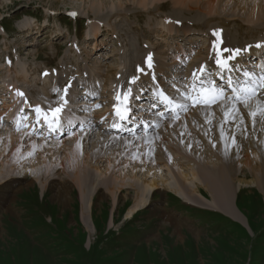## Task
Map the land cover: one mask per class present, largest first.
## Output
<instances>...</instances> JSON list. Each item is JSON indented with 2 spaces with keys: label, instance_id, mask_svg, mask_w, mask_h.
<instances>
[{
  "label": "rangeland",
  "instance_id": "rangeland-1",
  "mask_svg": "<svg viewBox=\"0 0 264 264\" xmlns=\"http://www.w3.org/2000/svg\"><path fill=\"white\" fill-rule=\"evenodd\" d=\"M85 1L0 0V26L4 29L3 33L0 31V87L4 85L3 79L14 86L18 82L17 86H26L22 87L26 93L31 89L36 91L35 95V92H30L33 98L28 95L29 104L35 101L43 105L38 99L43 95L55 96H51L49 90L56 89L66 79L64 75H52L48 81L56 86L45 89L47 85L43 83L47 82V76L41 77H45L42 83L37 79L39 73L46 70L47 64L49 69L52 65L58 68L53 73L70 74L72 81L78 71L90 74L89 78H83L89 84L91 79L94 84L95 74H100L103 78L98 81H102L106 88L102 90L100 87L99 94L108 99L111 90L108 87L112 81L104 79V67L121 73L125 66L130 65L131 70L125 75L129 76L136 65L141 67L146 63L142 55L152 47L161 52L160 44L167 42L153 35H157L158 31L161 32L158 35H164L158 29L165 20L171 33L177 29L181 34L186 28L206 30L203 25L208 22L214 25L218 19H225L226 23L234 20L237 21L235 25L243 26L239 35L240 42H243L248 40L245 33L249 24L246 10L250 11L255 4H264L262 0H216L214 12L209 14L207 5L213 0H191L193 10L188 9V3L176 5L174 0H110L106 1L107 7L98 16L92 13L96 9H90ZM119 3L123 5L121 8ZM263 24L264 18L254 23V29H261ZM94 25L100 26V32L95 36L96 40L86 41ZM250 29L254 30L253 27ZM232 33L226 31V43L236 39V32ZM259 33L264 32L256 31L252 36ZM230 36L233 40L229 39ZM94 42L100 47L99 52L93 50ZM143 46L147 47L146 50ZM77 53L82 60L76 62L73 58L78 56ZM138 53L141 61L135 64L132 56ZM7 58L12 60L11 65L7 64ZM23 71L33 74L27 79L29 82L18 80ZM31 82L33 86L40 85L41 89H34ZM119 84L123 85L121 81ZM79 94L83 93L79 91ZM13 95L15 92L11 93ZM81 103V106L96 105L87 100ZM237 106L243 115V123L239 117L225 123L224 107H231V104H224V107L220 105L203 110H217L218 113H191L180 124L170 126L171 129L161 133L155 146L148 144L145 149H131V152L146 153L154 166L145 164L149 163L147 160L144 165L137 163L135 166L136 163H132L124 167L119 161L118 169L113 170L121 154H112L118 150L117 142L110 149L106 145L107 149H101V158L89 159L85 164L88 179L83 190L88 206L81 204L78 188L69 181L71 177H67L72 174L68 163L65 162L67 165L63 172L58 171L57 164L63 154L57 151L41 158L36 148L41 141L34 140V145L29 147L32 140L26 139L19 155L33 160V168L40 171L46 164L51 166L50 176L39 174L32 180L30 164H25L26 170H19L16 161L14 165L11 160L6 164L5 158H2L1 164L5 166L0 164V169L9 171V164H12L10 173L16 177L23 173L27 177L15 182L22 189L14 197L12 194L10 203L5 202L7 193L11 186H18L12 185V182L0 185V264H264V195L261 193L264 180V122L261 121L264 118L257 120L253 127L248 111L243 105ZM78 109L85 110L83 107ZM80 114L85 115V112L76 113ZM221 125L225 134L223 140ZM96 131L88 136L77 135L83 153L91 154L95 149L93 142L104 141L106 134ZM13 133L9 123H0L1 143ZM232 136H235L234 145ZM69 140L64 136L59 142L70 146L73 141ZM43 142L48 147L54 143ZM183 149H186V154H182ZM158 158H163L165 162L160 163ZM107 160H111L109 165ZM150 167L153 170L149 171ZM204 169L219 177L218 182L233 181V188L238 187L236 196L233 194L230 201L222 202L213 190L206 187L201 174ZM182 173L187 180L185 191L192 185L198 190L195 203L213 208L200 211H212L222 216L204 222L207 213L202 215L186 208L177 210L180 204L174 197L165 205L168 194L179 197L176 192L183 191V187L178 188ZM154 178L164 185H160L153 194L144 195V179L150 181ZM132 180L134 183H131ZM42 182L45 183L44 188L40 185ZM140 195L146 198V203L138 210L147 205L149 197L150 205L129 217L128 210ZM153 198L159 200L153 202Z\"/></svg>",
  "mask_w": 264,
  "mask_h": 264
},
{
  "label": "bare ground",
  "instance_id": "bare-ground-1",
  "mask_svg": "<svg viewBox=\"0 0 264 264\" xmlns=\"http://www.w3.org/2000/svg\"><path fill=\"white\" fill-rule=\"evenodd\" d=\"M106 1L110 2V0H92V2H91V0H87L85 2L89 3L90 9L91 8H95L96 10H94L92 13H95V15L98 14V16H99L100 15L99 13L104 8L107 7V5H105ZM141 1L144 2L145 0H141ZM155 1H158V0H155ZM174 1L176 2V5H183L185 3H188V5H187L188 9L189 10H193V8H191L192 6L190 5V4H192L191 0H174ZM261 2L264 3V0H262ZM215 3H216V0H213V1L210 2V4L207 5L209 14L214 12L213 9L215 7ZM121 6H123L122 3H119V8H121ZM158 6L161 7L160 5H158ZM124 7H126V4H124ZM196 7L198 9L197 5L195 6V8ZM244 10H245V7H244ZM246 11H247V22L249 24H253L254 25L255 22H259L260 19L264 18V4H262V5L255 4L254 7L250 11H249V9L246 10ZM86 13H88V12H86ZM98 30H99L98 26L94 25L93 28H92V34L91 33L90 34L93 37H95L97 32H98ZM156 31H158V30H156ZM250 31H252V29H250ZM158 32H159L158 34L161 33L160 31H158ZM182 32H183L182 33L183 36L185 34H187L186 31H184V30ZM227 34H225V38H227L226 37ZM255 34H253V35H255ZM228 36H229V34H228ZM235 36H236V34H235ZM230 38H231V40H233L232 36H230L229 39ZM195 39L199 40V38H195ZM235 40H234V42H235ZM234 42L229 41V43L226 46H229V45L234 46L236 44V43L234 44ZM97 45L95 44L94 46L96 47ZM261 46L264 47V45H261ZM263 47H259L258 48L259 50H255V53H256L257 56L261 55L264 52V48ZM98 50H99V48L97 47V51ZM162 53H164V52L162 51ZM132 60H135V64L140 62L141 60H140V57H139V53H138V55L134 54L132 56ZM147 65H148L147 63H144L142 65L143 67H141V68L144 70V66H147ZM138 66L139 65H136V68H138ZM244 66L247 67V68H251L252 67V66H249V64H245ZM105 69H106V71H105L106 73L104 75V79L105 80L108 79L109 81H112V80H115L117 75L125 76L126 74H128L130 72V70H131V66L130 65L125 66L124 69H122L121 73H117L115 70H113V69H111L109 67H105ZM258 69H261V66H259ZM31 76L32 75L28 74V71H26V72L23 71L21 76L18 78V80L19 81L29 82L28 80H29V78ZM94 77H95V79H94L95 82H97L100 79V77L103 78L102 76H100V74H95ZM76 82H79L80 85L76 84ZM76 82H75V85L73 86L74 89H72V90H74V92H73V94H71L69 96V97H73L74 98V99L72 98V101H71V104H72L73 108L71 110L64 109V111H65V113H64L65 114V118L64 119L65 120L61 121V127L59 128V130H57L58 133L62 132V129L65 128V127L68 130L69 127L71 125H73V123H74V121L76 119L74 117V112L75 111L77 112V109L79 107L77 105H79V101L76 100V103H75L73 100H75V97L78 95V91L80 89H82L83 86H85L84 88H86L85 91L87 92L86 93L87 96L88 95H92V96L96 95V94H94L95 90H93L92 92L90 91L91 88H94L93 86H91L92 83H90L91 85H87V83H84L85 79H83V80L82 79H78ZM48 83H49V81H47L46 83H43V85H48ZM95 84H97V83H95ZM88 86H89V88H88ZM105 88H106V85L104 84L103 89H105ZM15 94H16V92H15ZM49 94L51 96L56 95V90L55 89L49 90ZM106 96H107V94H106ZM100 97H101V100L99 102H101V104L110 102L109 98L108 99L105 98V95L102 94L101 96H99V98ZM15 99H16V95H15ZM250 103L252 104V108L253 109H255L257 107L256 100H252ZM67 105H70V104H67ZM102 110L104 111V108H102ZM86 118H87V121L85 122V124L88 125V123L91 122L90 120L92 118H95V119H98V120L99 119L103 120V119L110 118V117H106L104 114H100V112H99V113H96L94 116H88V117L85 116L83 118H80L79 120L83 122L84 119H86ZM250 118L252 120V117H250ZM36 119L37 118L35 117V120ZM259 119L260 118L258 117L257 120H259ZM112 121L115 122L114 120H112ZM109 122H111V120H109ZM112 125L111 124L107 125V126L103 125V129H108V127H112ZM132 125H134L136 127V126L139 125V123H133ZM143 126H145V124H143ZM115 128H117V127H115ZM83 135L86 136V134H83ZM103 140L104 141H101V140L99 141L98 140V141L93 142V146H95V149H94L93 152H91V154L88 153V152H86V153L82 152L81 141H80V138L77 137V135L72 136V139L69 140V141H73L72 142L73 144L70 145V146H66L65 143L55 142V143H53V145L51 147H48L47 143H44L43 141H41V144H39V146L36 147L38 152H39L38 154H40L41 158H43L45 154H51L52 155V154L56 153L57 151H59L60 154L61 153L63 154L62 159H60L58 161V164H57L58 171L63 172L64 171V167L67 165V164H65V162L68 163L67 166L71 168L72 174H69L67 177H71V180H69V181L78 188L79 194H80V202H81L82 205H87L88 206V201L86 200L87 199V195L85 194V192L83 190V185L87 182V179H88L87 178V169L85 167V164L88 162L89 159H93V158L99 159V158H101V157H99V155L101 153V149L102 148H106V145L108 146V148L112 147L111 144H110L111 143V141H110L111 139L109 140V139L104 138ZM25 141H26V138L24 137L23 134H15V133H13V134H10L8 137H6L5 141H2V143L0 142V164L2 163V158H5V162L4 163H6V164L10 163L9 161L11 160V161L14 162L13 163V165H14L15 161H16V163L18 164L17 169H19V170L20 169H25V167H26L25 164H30L32 166L31 169L34 172V174L32 172V180L36 179L39 174H43L44 176H50L49 172L51 171L50 170L51 166H48L47 164L42 166V168H43V169H41V171L43 172L42 173L39 169L33 168V160H31V159L28 160L27 157L23 158L22 156L19 155L21 146H22V144ZM124 142L129 144V142L123 141L121 145L117 146L118 150L114 151L112 153L115 156L117 154L121 153L120 158L118 159V161H116V164H114L113 170H117L118 169L119 161L122 159L123 156L127 155L128 147H126V143H124ZM34 143H35L34 140H32L31 145L29 147L33 146ZM103 145H105V147ZM123 147H126V149H122ZM31 151L32 150H30V152ZM161 156H163V155H161ZM150 159L151 158L146 157V159L142 160L143 161L142 163H144L145 161L150 160ZM157 160H159L160 162H165V160L163 158H158ZM133 161H135L133 156L131 154H129V157L125 161H122V162L120 161V162L122 163V165L124 167H128L129 165H131L133 163ZM107 163L109 165L111 163V160H107ZM135 163H136L135 166H137L138 162H135ZM149 164L151 165L150 162H149ZM9 165H10L9 171L4 170L5 168L4 169H2V168L0 169V185L1 184H5L7 182H12V185L14 184V186H18V187L11 186L10 189H9L10 191L7 193L8 195H7V198L5 199V202H9L10 203L13 200L11 198L12 194H13V197H14V195L22 189V186H20V184L19 185L18 184L15 185V182H20V181H17V179L18 180L24 179V178L27 177V175H25V174L23 175V173H21V174H17V177L14 176L13 173H10L11 168H12L11 167L12 164H9ZM1 166H5V165L1 164ZM165 166H167V165H165ZM150 170H153V168L150 167L149 171ZM142 171H144V170H142ZM201 174H202L203 178H205L206 187L210 191L213 190L216 193L217 197L221 198L222 202L227 203L228 201H230V199H232L234 197V195L236 196V192H238L237 191L238 187L233 188V185H232L233 181L232 182H223L222 180H220L218 182L217 180H218L219 177L215 176L209 170H205V169L201 172ZM180 176H181V179L179 180L180 183H178V185H179L178 188L180 186L183 187V189L181 188V190H183V191L182 192L178 191V192H176V194H178L179 197L184 199V201H186V202L202 206V204L195 203V200H196L195 196H196V192L198 191L196 189V186H194V185L189 186L187 191H185V184L187 185L186 175H184V173H182ZM193 176H195V174H193ZM4 179H6V181H4ZM52 181H53V179L50 180V182H52ZM131 183H134V180H132ZM188 184H190V182H188ZM21 185H22V182H21ZM40 185H41L42 188L45 187V183H43V182ZM160 185L163 186L164 184L163 183L160 184V182L157 179H155V178L150 180V181H148L147 179H144L143 187H142L143 191L142 192L144 193V195L146 194L147 196H149L152 191H154L156 189H159L158 187ZM261 193L264 195V180L261 183ZM142 195H140L139 199L138 198L135 199V202L133 203V206L128 210L127 215L129 217L131 215H134L137 212L138 208H140L141 206H143L146 203V198L142 197ZM83 207H84V209L86 208V206H83ZM82 214H83V212H82ZM84 214H85V212H84ZM84 217H88V216H84Z\"/></svg>",
  "mask_w": 264,
  "mask_h": 264
},
{
  "label": "snow or ice",
  "instance_id": "snow-or-ice-1",
  "mask_svg": "<svg viewBox=\"0 0 264 264\" xmlns=\"http://www.w3.org/2000/svg\"><path fill=\"white\" fill-rule=\"evenodd\" d=\"M71 15H75V13H72ZM250 47L251 46H249V48ZM256 47L259 48L261 45L257 44ZM225 51H229L230 55L223 59L218 56L216 59V65L220 70L221 79L225 80L226 78V84L231 88L232 96H226L225 88L221 87L217 84L216 80L211 78V73L206 72L205 66L200 68V75H197L196 72L193 73L192 84L184 93H181V95H183L193 107L197 105L211 107L221 101H223L225 105L230 101H238L239 104L243 105L244 109L248 111V115L252 117L254 127L257 123L258 117L264 118V100L259 98L261 90H264V74L256 77L254 73L249 72L242 65L230 63V61L234 60L236 55L240 53V49ZM148 60L151 61V56L148 57ZM149 67H151V63H149ZM261 67L264 69V65H261ZM138 71L142 72L143 69L138 68ZM241 76L245 78L243 83H239ZM135 81L136 78L134 77L129 83L133 84ZM238 83L239 87L236 86ZM68 87H70V85L65 87V95L61 98L62 103L57 107H49L47 110H43L40 106H36L34 109L37 124L41 123L42 120L43 124L47 125L50 132H55L61 127V113L64 111V108L68 103ZM131 91V88H129L127 91H122L117 94L116 104L113 107L118 122L114 123L112 127L119 128L136 119L131 104L133 98ZM176 91L179 93V89H176ZM17 94L23 96V93L18 92ZM159 97L161 98V102L166 106L172 105V109L170 110H174L177 107H184L185 111L187 110L188 105L178 103L175 100V97L166 95L163 90L159 91ZM136 98L138 99V97ZM253 99L256 100L257 107L255 109L252 108V104L250 103ZM96 107H100V105H97ZM222 107H224V105H222ZM159 115L163 116V112L159 113ZM224 116L225 123L229 120L235 121L237 117H239L241 123H243V115L236 103H231V107H224ZM176 118L178 119L179 117L177 116ZM261 122H264V119H262ZM220 131L221 139L223 140L225 139L223 125H221ZM231 141L234 145L235 136H232ZM227 147L228 145L226 144V148Z\"/></svg>",
  "mask_w": 264,
  "mask_h": 264
}]
</instances>
